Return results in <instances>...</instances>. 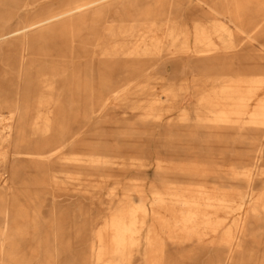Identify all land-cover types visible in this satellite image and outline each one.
Instances as JSON below:
<instances>
[{
    "label": "rangeland",
    "instance_id": "1",
    "mask_svg": "<svg viewBox=\"0 0 264 264\" xmlns=\"http://www.w3.org/2000/svg\"><path fill=\"white\" fill-rule=\"evenodd\" d=\"M136 8L161 13L0 0V264H264V0ZM167 9L192 49L131 53ZM196 22L228 35L198 52ZM212 86L243 100L201 101ZM119 216L138 222L114 254Z\"/></svg>",
    "mask_w": 264,
    "mask_h": 264
},
{
    "label": "bare ground",
    "instance_id": "2",
    "mask_svg": "<svg viewBox=\"0 0 264 264\" xmlns=\"http://www.w3.org/2000/svg\"><path fill=\"white\" fill-rule=\"evenodd\" d=\"M114 5H118L121 6V10L123 9V11L127 12L125 13L128 17H138L139 16H143L144 18H146L147 16H151L153 15L154 17H157L158 13H161L160 10H155V11H151V10H142L141 8H139V10L136 8L139 5H142V3H144L147 0H110ZM160 1V0H158ZM91 7V4H87L86 5V12L82 13L80 15H78L77 20H83L86 18V16H88L91 13V10L89 9ZM135 7V8H134ZM136 9V10H135ZM131 10V12L129 11ZM134 11V12H133ZM136 11V12H135ZM165 19L164 20V30H162V36H157L154 35L155 30L154 29H148V37H147V42H146V36L141 35L140 34V38H142L139 42H136L133 47V50L131 51V53H136L138 52V50H141L142 52H149V50L151 48L153 49H158L159 47H165V48H174L176 50H180L181 46L183 47V49L186 51H190L192 48L189 46V43L187 42V40L189 39V32L187 31V27L185 24H182L180 21V19H182L183 17V13L181 10H176L175 13H171V10H166L165 11ZM153 26V25H152ZM223 33L228 35V32L226 31V29H224L221 24H216L213 23L211 27H208L205 23L203 22H196L195 24H193V31H192V37L194 39V44H193V48L195 47V49H198V52L201 53H208L211 51H214L217 49V45L215 44V42L213 41V36H217L218 38L220 37V35ZM144 37V38H143ZM183 39V42H179L180 39ZM230 38V36H229ZM201 47H205V49H201ZM222 58L219 55H199L196 58H194L193 60H191V64L192 65H196L198 67H201L202 70H208L212 67H218L222 64ZM175 64L178 65H182L181 62L177 63V61L175 62ZM233 92V93H232ZM114 92H112L113 94ZM236 94V99L242 101L244 95L240 92L231 90L228 87H223L220 86L219 88H215L214 86H212L211 89H209L208 91H204L201 90L200 94H198L199 99L201 101H207V100H212V99H218V98H223L224 96L229 97V94ZM114 95V94H113ZM212 96L214 98H212ZM163 96H160L159 100L163 101L162 98ZM213 111L217 112L218 116H222L224 111H223V107L215 104L213 105ZM147 110H154V106L149 105ZM264 115V114H263ZM153 202H160L159 199L155 198L153 200ZM181 204L183 205H188V203L185 202H181ZM134 208L135 209H143V206L138 205L137 203L134 204ZM133 213V210H132ZM196 214L193 213L192 211L188 212L186 217H185V222L186 221H190L191 218L195 217ZM117 224L119 225L115 235L113 236L114 241H115V250H114V254H121L123 252V248H124V244L125 241L130 238V234L133 233L131 230H133L131 228L132 225H135L138 221L135 218V216H130L128 219H125L124 217H120L118 219H116ZM126 223L130 224L127 225ZM136 231V230H135Z\"/></svg>",
    "mask_w": 264,
    "mask_h": 264
}]
</instances>
